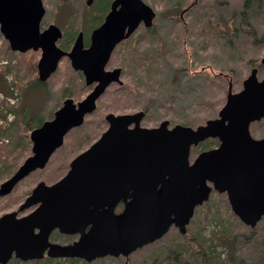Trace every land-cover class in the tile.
<instances>
[{"label":"water","instance_id":"1","mask_svg":"<svg viewBox=\"0 0 264 264\" xmlns=\"http://www.w3.org/2000/svg\"><path fill=\"white\" fill-rule=\"evenodd\" d=\"M45 14L43 0H0V30L11 50L42 52L41 82L68 57L86 84L95 86L78 103L67 98L52 120L32 130V155L1 184V197L46 168L66 135L95 112L108 87L122 83L120 68L106 69L114 50L142 22L151 28L156 18L143 0H116L105 22L93 31L90 47L85 48L80 32L71 51H65L58 46L64 36L60 27L41 28ZM261 62L264 65V57ZM258 75L254 68L237 93L230 83L219 117L196 128L181 124L170 128L169 120L155 128L142 127L143 111L107 114L108 129L71 161L64 177L51 185L39 182L18 210L0 217V264L46 255L86 262L128 258L173 227L187 234L197 207L214 191L226 193L234 214L255 228L264 218V138H254L250 130L252 123L264 118V77ZM208 139H218L220 146L191 162L192 148ZM122 200L126 206L117 214L115 207ZM32 207L36 208L20 215ZM56 229L81 237L71 245L54 244L50 236Z\"/></svg>","mask_w":264,"mask_h":264},{"label":"rangeland","instance_id":"2","mask_svg":"<svg viewBox=\"0 0 264 264\" xmlns=\"http://www.w3.org/2000/svg\"><path fill=\"white\" fill-rule=\"evenodd\" d=\"M111 1L94 0L88 5V0H43L46 14L41 28L60 27L64 37L58 44L70 50L80 31L91 34L99 26ZM143 1L156 12L153 26L140 27L117 46L106 67L120 68L122 83L108 87L95 112L66 135L46 168L33 172L11 194L0 197V217L18 210L39 182L51 185L64 177L71 161L108 129L107 114L143 111L142 127L155 128L169 120L171 126L196 128L219 117L230 83L237 93L254 68L259 79L264 77V0ZM41 55L40 50L12 51L0 30V184L32 155V130L52 120L67 98L78 103L94 88L86 84L82 72L72 68L68 57L41 82ZM250 130L254 138H264V118L252 123ZM217 141L209 139L194 147L191 160L216 147ZM9 264H264V218L255 228L247 226L234 214L227 194L214 191L197 207L187 234L173 227L128 258L105 257L93 262L13 258Z\"/></svg>","mask_w":264,"mask_h":264},{"label":"flooded vegetation","instance_id":"3","mask_svg":"<svg viewBox=\"0 0 264 264\" xmlns=\"http://www.w3.org/2000/svg\"><path fill=\"white\" fill-rule=\"evenodd\" d=\"M94 1V0H93ZM93 1H92V3H93ZM116 0H112L110 3H109V5H108V8H107V12L106 11H103L102 12V14L101 15H103V17H102V19H101V23L99 24V26H95L94 27V29L91 31V34L90 33H87V34H84V32H83V40H84V45H85V48H88V47H90V45H91V36H92V33H93V31H95V30H97L104 22H105V20H106V17L108 16V14L111 12V10H112V7H113V4H114V2H115ZM44 3V2H43ZM92 3L91 4H88V2H87V4L88 5H92ZM193 5V4H192ZM119 8V6L117 7V9ZM190 8L191 7H189V8H185L183 11H182V13L180 14V19H183L184 18V15L190 10ZM142 26H144L145 27V24L142 22L140 25H139V27L136 29V31L140 28V27H142ZM135 31V32H136ZM80 32H82V31H80ZM79 32V33H80ZM134 32V33H135ZM79 33H78V35H79ZM133 33V34H134ZM132 34V35H133ZM78 35H77V37H78ZM131 35V36H132ZM131 36L130 37H128V38H126L125 40H123L121 43H123V42H125V41H127V40H129L130 38H131ZM64 37V36H63ZM77 37L75 38V40H74V43H75V41H76V39H77ZM62 40V39H61ZM60 41V40H59ZM59 43V42H58ZM74 43H73V45H72V47L74 46ZM120 43V44H121ZM119 44V45H120ZM118 45V46H119ZM58 46H59V44H58ZM60 47V46H59ZM72 47H71V49H72ZM63 49V48H62ZM71 49L70 50H65V51H71ZM115 51V50H114ZM113 55V54H112ZM65 58V57H64ZM63 58V59H64ZM111 59H112V56H111V58H110V61H109V63L111 62ZM109 63H108V65H109ZM107 65V66H108ZM116 68H118V67H116ZM116 68H113V69H116ZM112 69V70H113ZM122 75V74H121ZM93 86H95V85H93ZM173 126H171L170 125V128H172ZM218 140V139H217ZM205 142H208V140L207 141H205ZM204 143V142H203ZM218 145L216 146V147H213V148H210V149H207V150H203V151H209V150H212V149H215V148H218L219 146H220V142H219V140L216 142ZM199 146V145H198ZM90 147V146H89ZM88 147V148H89ZM194 148V147H193ZM192 148V149H193ZM202 151V152H203ZM191 152H192V150H191ZM201 153V152H200ZM199 153V154H200ZM198 154V155H199ZM197 155V156H198ZM196 156V157H197ZM196 157L194 158V160L196 159ZM190 160H191V158H190ZM194 160H191V162H193ZM2 184V183H1ZM1 184H0V186H1ZM32 192V191H31ZM31 194V193H30ZM29 194V195H30ZM28 195V196H29ZM27 196V197H28ZM1 197V196H0ZM6 197V196H5ZM26 197V198H27ZM130 199H128L127 201H129ZM125 206H126V202H124V200H122V201H120V202H118L117 203V205H116V207H115V212L117 213V214H119V213H121L123 210H124V208H125ZM34 208H36V207H32L31 209H29V212L28 213H30L31 211H33L34 210ZM27 213V214H28ZM22 216V215H21ZM90 229V225H88L86 228H85V232H88V230ZM55 236H60V237H65L66 239H68L67 241H64V242H60L59 241V239H57V238H55ZM80 237H81V233H77V234H66V233H62V232H60L58 229H56V230H54L53 232H52V234H51V236H50V242L51 243H54V244H60V245H71V244H73L74 242H76V241H78L79 239H80ZM43 259H53V258H50V257H48L47 255L43 258ZM43 259H41V260H43ZM57 259H59V258H57ZM63 259H69V258H63ZM75 259H78V258H75ZM37 261V260H36ZM10 263V262H9ZM8 263V264H9Z\"/></svg>","mask_w":264,"mask_h":264},{"label":"bare ground","instance_id":"4","mask_svg":"<svg viewBox=\"0 0 264 264\" xmlns=\"http://www.w3.org/2000/svg\"><path fill=\"white\" fill-rule=\"evenodd\" d=\"M11 112V111H10ZM12 115V114H11ZM15 121V120H14ZM12 122V121H11Z\"/></svg>","mask_w":264,"mask_h":264}]
</instances>
